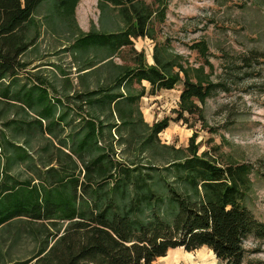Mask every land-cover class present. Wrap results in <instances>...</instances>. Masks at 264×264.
<instances>
[{"label": "trees", "instance_id": "trees-1", "mask_svg": "<svg viewBox=\"0 0 264 264\" xmlns=\"http://www.w3.org/2000/svg\"><path fill=\"white\" fill-rule=\"evenodd\" d=\"M76 1L0 0V116L13 112L0 124V264H28L31 258L33 264H154L169 249L200 247L209 248L220 263L241 264L245 239H264V222L246 206L237 185L242 168L188 157L182 149L160 144L157 135L167 121L146 126L138 107L139 119L133 120L129 106L142 93L134 98L119 91L132 79L145 80L151 93L173 88L177 80L170 75L171 61L154 48L153 64H147L139 52L134 67H117L121 71L113 75L112 87L76 93L87 113L75 125L67 111L58 109L61 101L48 98L43 80L25 69L22 56L36 35L28 38L37 8L49 2L59 13L70 9L73 15ZM98 2L103 14L116 10L126 28L93 29L74 39L75 51L103 50L99 60L80 69L84 73L131 45L128 35L153 38L159 9L142 0ZM217 86L184 79L179 99L203 100ZM190 106L187 110L194 112ZM114 117L118 122L109 123ZM140 124L148 133L138 130ZM128 127L136 132L138 150L123 161L101 139L106 128L122 138ZM37 138L43 141L35 147ZM142 152L144 161L136 160ZM18 164L28 176L10 173ZM22 239L31 240L32 256L13 258L10 248Z\"/></svg>", "mask_w": 264, "mask_h": 264}, {"label": "rangeland", "instance_id": "rangeland-1", "mask_svg": "<svg viewBox=\"0 0 264 264\" xmlns=\"http://www.w3.org/2000/svg\"><path fill=\"white\" fill-rule=\"evenodd\" d=\"M142 1L159 8L152 23L153 38L128 35L131 45L121 47L110 60L98 63L88 73L80 69L99 60L103 50L84 47L75 51L72 43L93 29H125L117 11L109 8L101 13L98 0H77L73 15L70 9L59 13L54 4H41L30 23L28 38L36 35L22 56L25 69L43 80L48 98L59 99L58 109L67 111L75 125L87 113L85 104L76 100V93L104 85L112 87V77L120 70L117 67H134L139 52L144 63L153 64L156 48L172 62L170 75L177 81L173 88L151 93L145 80L132 79L127 88L119 90L134 98L142 93L129 106L131 118L138 121L134 111L138 107L146 126L167 121V127L157 135L160 144L182 149L188 157H206L219 165L242 168L237 185L245 193L246 206L264 222V0H165L160 5L153 0ZM28 79L23 77V81ZM184 79L219 86L203 100L191 97L181 103ZM189 105L194 112L187 110ZM12 113L0 116V124ZM115 122L116 117L109 121ZM146 126L140 124L138 130L148 133ZM134 133L131 127L124 128L121 138L114 128L110 133L106 128L101 141H106L116 158L130 161L138 150ZM41 141L35 139L34 146ZM145 153L136 160L144 161ZM3 162L1 155V177ZM10 173L20 178L29 175L21 164ZM243 246L241 264H264V239L248 237ZM34 249L30 239L17 240L10 255L26 259ZM34 261L31 258L28 264ZM154 264L223 263L209 248L200 247L192 251L169 249Z\"/></svg>", "mask_w": 264, "mask_h": 264}]
</instances>
